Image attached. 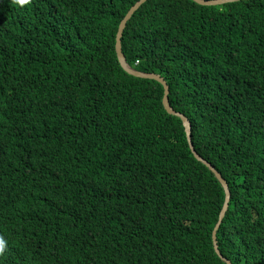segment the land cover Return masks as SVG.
<instances>
[{"label":"trees","instance_id":"obj_1","mask_svg":"<svg viewBox=\"0 0 264 264\" xmlns=\"http://www.w3.org/2000/svg\"><path fill=\"white\" fill-rule=\"evenodd\" d=\"M136 1L0 0V264H227L223 185L118 60ZM122 48L229 184L221 253L264 264V0H146ZM61 161L81 216L34 188Z\"/></svg>","mask_w":264,"mask_h":264},{"label":"water","instance_id":"obj_2","mask_svg":"<svg viewBox=\"0 0 264 264\" xmlns=\"http://www.w3.org/2000/svg\"><path fill=\"white\" fill-rule=\"evenodd\" d=\"M146 0H138L136 1L128 10V12L126 13V15L123 17V19L121 20L119 27H118V31L116 34V43H115V49H116V53H117V57L118 60L122 66V68L134 75V76H138V77H142V78H148V79H155L157 81H159L160 83L163 84L164 86V96H163V104L164 107L166 108V110L174 115L179 116L182 121L183 124L185 126L186 129V133H187V137H188V141H189V145L190 148L194 154V156L202 161L205 165H207L216 175V177L219 179V181L221 182V184L224 187L225 190V201H224V206L222 208V211L220 213V217H219V221L217 222L214 230H213V240H214V245H215V250L218 253V255L227 263V264H233L232 261L229 258H226L220 251L219 248V244H218V239H217V230L220 227V224L225 216V213L229 207V202L231 199V190L229 188V184L227 182V180L224 178V176L221 174V172H219L208 160H206L203 156H201L196 148L195 145L193 143L192 140V125H191V121L190 119L184 115L181 112L176 111L170 103V99H169V93H170V86L167 83L166 79L159 73L156 72H145V71H141L138 70L136 68H134L133 66H131L126 59V56L123 52V48H122V37L124 34V30L125 27L128 23V21L130 20V18L133 16V14L139 9V7L145 2ZM199 4H204V5H216L220 2H227V1H234V0H194Z\"/></svg>","mask_w":264,"mask_h":264},{"label":"clouds","instance_id":"obj_3","mask_svg":"<svg viewBox=\"0 0 264 264\" xmlns=\"http://www.w3.org/2000/svg\"><path fill=\"white\" fill-rule=\"evenodd\" d=\"M234 1H238V0H234ZM71 168L81 170L83 171L85 175L88 174V169L86 167H81V166L65 167L61 161V163L59 164L57 168L58 174L54 173L52 169H49L48 171L39 170L34 179V188L36 190H43L46 187V190L52 191L55 194L56 198L58 195H61V199L57 200V202L54 205L59 204L60 209L63 211V213L67 217H71V216L77 217V216L83 215L87 211V205L85 203L84 197L76 196L71 193H64L60 188V184H61L63 177L68 172V170Z\"/></svg>","mask_w":264,"mask_h":264},{"label":"rangeland","instance_id":"obj_4","mask_svg":"<svg viewBox=\"0 0 264 264\" xmlns=\"http://www.w3.org/2000/svg\"><path fill=\"white\" fill-rule=\"evenodd\" d=\"M189 142V141H188Z\"/></svg>","mask_w":264,"mask_h":264}]
</instances>
